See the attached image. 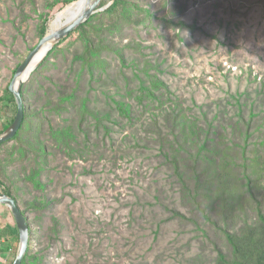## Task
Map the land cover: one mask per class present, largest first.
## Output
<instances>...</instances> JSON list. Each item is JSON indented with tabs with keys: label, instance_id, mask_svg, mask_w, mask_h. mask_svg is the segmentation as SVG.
Here are the masks:
<instances>
[{
	"label": "rangeland",
	"instance_id": "374dc122",
	"mask_svg": "<svg viewBox=\"0 0 264 264\" xmlns=\"http://www.w3.org/2000/svg\"><path fill=\"white\" fill-rule=\"evenodd\" d=\"M62 1L0 0V130L15 116L7 86ZM129 2L91 21L102 48L93 72L72 32L22 85L37 115L19 132L29 145L0 146V178L21 191L36 257L27 264H215L217 250L232 258L222 229L243 234L264 213V0ZM155 79V99L141 103L140 85ZM117 101L132 104V120L118 116ZM176 116L191 134L182 137ZM66 126L72 152L51 135ZM185 138L191 155L177 158L187 189L165 155ZM41 147L36 188L23 177L41 166ZM34 200L48 204L26 209ZM11 230L0 205V264L15 257Z\"/></svg>",
	"mask_w": 264,
	"mask_h": 264
},
{
	"label": "trees",
	"instance_id": "16d2710c",
	"mask_svg": "<svg viewBox=\"0 0 264 264\" xmlns=\"http://www.w3.org/2000/svg\"><path fill=\"white\" fill-rule=\"evenodd\" d=\"M72 1H75V0H63L62 2L64 5H67L68 3L72 2ZM106 2H107L106 0H102L99 6L104 5ZM136 6L137 5H135V7ZM130 7L133 8V5L129 2V0H113L109 7H107L103 11H100V12H97V13L91 15L89 17V19L84 24L80 25L74 31H72V32H78L80 37L84 40L85 49L82 52V55L78 56V59L80 61H84L85 67L88 68L91 72H93V65H96V63L92 59L98 57L101 53L100 51L102 50V48L100 46L96 47L93 44V39H92V36L90 35L91 21L93 20V18L95 16H97L99 14H102V13L112 14L118 10H124V12H127V11H130V10H127V9H130ZM46 21L47 20H44V24L41 27L40 38H42L46 32V26H45ZM72 32H70L67 36L62 38L59 43L64 41L69 35H71ZM57 45L54 46L52 48V50L47 53L48 56H49V54H51L53 49H55L57 47ZM109 47L110 46H106L107 49ZM117 54L120 57V59L123 60L121 52L118 51ZM162 85H163V82L160 81L159 79L151 80L150 85H147L144 83H143V85L141 84L137 98L139 99V101L141 103L143 102L142 100H144L145 104L147 105L146 101L148 99H152V100L155 99V97H156L155 91L158 90ZM6 90L9 93L11 102L14 103L15 112H16V104L14 101V97H13L12 93L8 90V86H7ZM24 93H25V91H23V88H21V96H22L23 105H24L23 120H22L20 129L18 130V132L15 134V136L12 139H20L19 132H20L21 128L23 127V125H24V129L28 130V128H29V124H28L29 117L37 115L36 113L31 112V110L28 106V99ZM0 101H1V98H0ZM116 109L119 113L118 116L121 117L122 119H125L127 121H130L133 119L132 117H133L134 110H133L132 104L130 102L117 101L116 102ZM35 118L38 119L37 117H35ZM13 119H14V117L12 118V120ZM174 125H175L176 129L179 130V128H180L182 130V132L179 130L180 134L182 133V137H184V135L186 136L187 134H191V133H189V130H188V132L186 131L185 122H183L182 120H179L177 118V116L174 117ZM191 125L193 127H196L194 123H192ZM2 130H4V129H1L0 132ZM51 135L53 136V138H55V140L61 139L63 141L68 142L67 149L69 150V152H72L74 150L70 145H71V142L75 141V135L73 134V132L69 126L51 129ZM186 139L187 138H185L183 142H177V147L175 148L173 146L171 148L172 150L165 154L171 160L174 172L176 173V175H178L180 177V179H181L180 183L184 189H187V183H185V180H183L181 178V173H182V168H181V164H180L181 160H179L177 158V155H179L182 152L189 154V156L191 155L190 154L191 152L188 153L187 150L185 149V147L187 145ZM20 140L22 141L21 144L29 145L26 143V141H28L27 132L25 133V135L23 137H21ZM204 145L205 144L203 143L202 149L195 154V157H197L198 159L201 158V156L203 154L202 151L205 150ZM38 150H40L44 156V158L41 162V166L32 168V170L28 174H25L23 177L24 181L32 182V184L36 188L43 186V183L40 181V179L38 177L40 175V170H43V168H44L43 163H46V150H45V148L41 147V148H38ZM204 157H205V155H204ZM193 163H194V161H193ZM195 181L197 182V180H195ZM0 188H3L2 193H6V194L12 196L18 202V196L20 195V192H21L20 188L17 187L14 191H12L10 185L5 183L1 178H0ZM23 193H25V191H23ZM193 194L194 195L192 196V198L196 199L198 196V192L196 190H194ZM47 204H48V201H36V200H34L26 206V209L29 206H31L35 210H40V209L45 208L47 206ZM22 212L24 213L25 211H22ZM257 216H258L257 222H253L252 224H245L246 232H244L243 234L239 235L238 233L230 232L227 228L222 229L223 234L225 235L230 246L232 247V258L228 259L224 253H222L221 251L219 252L217 250V256H216L217 261L215 264H264V213L259 211ZM172 217H176V218L178 217L179 219H185L186 218L183 214H180L179 212H176V211H173ZM26 218H27V216H26ZM17 232H16L15 241L13 243H9L10 241H8L9 245L6 246L7 247L6 251H7V249L8 250L9 249L10 250H12V249L16 250L17 249V243H18V233ZM29 232H30V229H29ZM29 245H30V243H28V248H27V251L23 257L21 264H27L30 261L33 262L34 260H36L35 255L30 253V246Z\"/></svg>",
	"mask_w": 264,
	"mask_h": 264
},
{
	"label": "water",
	"instance_id": "95a60500",
	"mask_svg": "<svg viewBox=\"0 0 264 264\" xmlns=\"http://www.w3.org/2000/svg\"><path fill=\"white\" fill-rule=\"evenodd\" d=\"M102 0H75L72 2L85 3L80 11L65 21L57 28L46 31L37 45L27 54L25 59L16 68L12 79L8 85V90L12 93L16 104V112L11 123L0 132V145L11 140L21 127L24 115V105L21 96V88L26 82L31 72L40 64L47 53L57 45L62 38L74 31L77 27L84 24L91 15L105 10L113 0L99 6ZM70 2V3H72ZM68 3L67 5H69ZM66 5V6H67ZM38 58L35 65H31L34 58ZM0 205L6 206L14 219L18 231V245L15 257L11 264H21L27 251L29 243V225L25 214L22 212L18 202L6 193H0Z\"/></svg>",
	"mask_w": 264,
	"mask_h": 264
},
{
	"label": "bare ground",
	"instance_id": "6f19581e",
	"mask_svg": "<svg viewBox=\"0 0 264 264\" xmlns=\"http://www.w3.org/2000/svg\"><path fill=\"white\" fill-rule=\"evenodd\" d=\"M84 4L85 3L83 2H72L69 5L63 7L60 11L55 13L54 17H52L48 25V31L57 28L58 26L62 25L65 21H67L69 18L77 14ZM37 59L38 58L36 57L31 61L32 66L35 65V63L38 61Z\"/></svg>",
	"mask_w": 264,
	"mask_h": 264
},
{
	"label": "crops",
	"instance_id": "0c3cea01",
	"mask_svg": "<svg viewBox=\"0 0 264 264\" xmlns=\"http://www.w3.org/2000/svg\"><path fill=\"white\" fill-rule=\"evenodd\" d=\"M11 232H13V231L11 230ZM10 234H11V233H10ZM11 235H12V237H11ZM11 235H10V238L8 237V239H9L10 242H11V241L14 242L15 239L13 238V235L15 236L16 234H14V232H13Z\"/></svg>",
	"mask_w": 264,
	"mask_h": 264
}]
</instances>
